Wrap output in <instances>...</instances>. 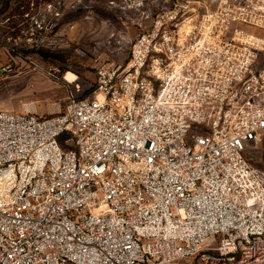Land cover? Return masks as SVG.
Here are the masks:
<instances>
[{
  "label": "built area",
  "instance_id": "2783aa9c",
  "mask_svg": "<svg viewBox=\"0 0 264 264\" xmlns=\"http://www.w3.org/2000/svg\"><path fill=\"white\" fill-rule=\"evenodd\" d=\"M214 3L140 10L61 112L0 110V264H264V0Z\"/></svg>",
  "mask_w": 264,
  "mask_h": 264
},
{
  "label": "rangeland",
  "instance_id": "374dc122",
  "mask_svg": "<svg viewBox=\"0 0 264 264\" xmlns=\"http://www.w3.org/2000/svg\"><path fill=\"white\" fill-rule=\"evenodd\" d=\"M207 1L215 6V0ZM113 2L27 0L0 14V110L47 116L61 112L72 93L89 96L96 79L93 57H128L127 27H117L108 14ZM116 7L123 13L126 3ZM246 155L264 174V140L250 145Z\"/></svg>",
  "mask_w": 264,
  "mask_h": 264
},
{
  "label": "crops",
  "instance_id": "0c3cea01",
  "mask_svg": "<svg viewBox=\"0 0 264 264\" xmlns=\"http://www.w3.org/2000/svg\"><path fill=\"white\" fill-rule=\"evenodd\" d=\"M114 1L115 2H113V3H117V4H113L114 5L113 10L114 11H113V13L109 12L108 14L114 16L115 24L117 25V27H125V28L127 27L125 29L126 31H124L125 35H126L125 38L127 37L129 39V41H131L132 39H134L137 36L136 31L138 29L136 27H138V23L140 22V18H139L140 10H146V11H149L151 13H154L161 8L169 7L176 0H174V1L173 0H114ZM139 1H143V6L141 9H138V7L135 5ZM121 2L126 3V7H125L123 13H121V11H118V9L116 7L118 5V3H121ZM101 3H103V2H101ZM128 6H130V7H128ZM122 15L125 16V18L121 19ZM132 29L136 30L135 36L131 35ZM95 82H96V79H95Z\"/></svg>",
  "mask_w": 264,
  "mask_h": 264
},
{
  "label": "trees",
  "instance_id": "16d2710c",
  "mask_svg": "<svg viewBox=\"0 0 264 264\" xmlns=\"http://www.w3.org/2000/svg\"><path fill=\"white\" fill-rule=\"evenodd\" d=\"M26 2H27V0H0V5H1L0 14L4 13V12L8 11L10 8H12L13 3H16L18 7L19 6L21 7V6H25ZM16 8H14V9L16 10Z\"/></svg>",
  "mask_w": 264,
  "mask_h": 264
}]
</instances>
